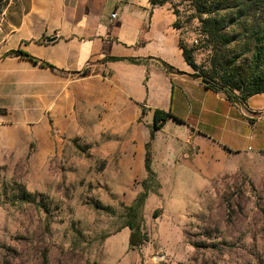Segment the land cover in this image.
I'll return each mask as SVG.
<instances>
[{
    "label": "crops",
    "instance_id": "obj_1",
    "mask_svg": "<svg viewBox=\"0 0 264 264\" xmlns=\"http://www.w3.org/2000/svg\"><path fill=\"white\" fill-rule=\"evenodd\" d=\"M176 20L152 0H9L0 16V164L34 145L44 165L78 102L99 99L132 141L121 164L146 172L149 152L152 170L165 173L161 187L263 167L264 94L239 103L195 77ZM157 111L172 117L152 136Z\"/></svg>",
    "mask_w": 264,
    "mask_h": 264
},
{
    "label": "rangeland",
    "instance_id": "obj_2",
    "mask_svg": "<svg viewBox=\"0 0 264 264\" xmlns=\"http://www.w3.org/2000/svg\"><path fill=\"white\" fill-rule=\"evenodd\" d=\"M162 1L182 45L212 72L218 49L204 28L213 0ZM116 110L99 99L78 102L75 123L55 138L44 165L34 145L3 158L0 264H264V166L203 185L181 179L161 187L158 172L143 215L148 240L130 246L126 209L145 192L148 174L121 164L133 149Z\"/></svg>",
    "mask_w": 264,
    "mask_h": 264
},
{
    "label": "trees",
    "instance_id": "obj_3",
    "mask_svg": "<svg viewBox=\"0 0 264 264\" xmlns=\"http://www.w3.org/2000/svg\"><path fill=\"white\" fill-rule=\"evenodd\" d=\"M152 2L156 5L163 1ZM212 5L214 17L206 23L204 30L207 42L212 44L214 49H218L216 58L219 61H214L212 72H203L195 61L194 49H189L181 43L184 57L196 71L195 77H202L210 88L224 92L230 100L246 103L250 98L264 94V0H213ZM2 12L0 9V15ZM9 55L40 62L24 51H12ZM41 63L55 69L48 63ZM81 75L86 76L87 71ZM169 117L172 115L156 112L152 136ZM146 172L148 179L145 182V192L126 209V227L131 231L132 248L141 247L148 240V235L142 228L143 215L151 188L149 184L156 182L149 152L146 157Z\"/></svg>",
    "mask_w": 264,
    "mask_h": 264
},
{
    "label": "built area",
    "instance_id": "obj_4",
    "mask_svg": "<svg viewBox=\"0 0 264 264\" xmlns=\"http://www.w3.org/2000/svg\"><path fill=\"white\" fill-rule=\"evenodd\" d=\"M112 16H113V18H116L117 17V13H114Z\"/></svg>",
    "mask_w": 264,
    "mask_h": 264
},
{
    "label": "water",
    "instance_id": "obj_5",
    "mask_svg": "<svg viewBox=\"0 0 264 264\" xmlns=\"http://www.w3.org/2000/svg\"><path fill=\"white\" fill-rule=\"evenodd\" d=\"M52 41H53V40H52ZM204 83L208 85V82L205 81Z\"/></svg>",
    "mask_w": 264,
    "mask_h": 264
}]
</instances>
